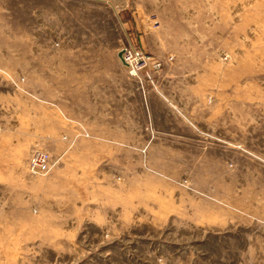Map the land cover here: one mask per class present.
<instances>
[{
    "label": "rangeland",
    "instance_id": "rangeland-1",
    "mask_svg": "<svg viewBox=\"0 0 264 264\" xmlns=\"http://www.w3.org/2000/svg\"><path fill=\"white\" fill-rule=\"evenodd\" d=\"M0 264H264V0H0Z\"/></svg>",
    "mask_w": 264,
    "mask_h": 264
},
{
    "label": "built area",
    "instance_id": "built-area-1",
    "mask_svg": "<svg viewBox=\"0 0 264 264\" xmlns=\"http://www.w3.org/2000/svg\"><path fill=\"white\" fill-rule=\"evenodd\" d=\"M122 50V59L125 63L123 67L127 73L136 78L140 85L155 86L157 77L162 70V62L152 57L146 50L136 44V37L134 35V42L130 38L120 48ZM49 163V156L46 151L38 150L32 155L30 159V166L37 167L42 172L47 171Z\"/></svg>",
    "mask_w": 264,
    "mask_h": 264
},
{
    "label": "crops",
    "instance_id": "crops-1",
    "mask_svg": "<svg viewBox=\"0 0 264 264\" xmlns=\"http://www.w3.org/2000/svg\"><path fill=\"white\" fill-rule=\"evenodd\" d=\"M135 19H136V17H135V11H132L131 12V15H130V18L125 19V20L128 21L129 23H131V21L136 22ZM137 25L140 26V24L138 22H137ZM138 31H139V33L136 34V44H138V46H140L144 50H147L148 52H150V50H148V48H147L148 45H149V38L150 37L147 39L146 35L141 31V28L140 27H139ZM118 51L115 52V54H114V56L112 58V64L114 66H118L120 68H124L123 65H122V63L120 62V60L117 57ZM186 57H188V55H186Z\"/></svg>",
    "mask_w": 264,
    "mask_h": 264
},
{
    "label": "water",
    "instance_id": "water-1",
    "mask_svg": "<svg viewBox=\"0 0 264 264\" xmlns=\"http://www.w3.org/2000/svg\"><path fill=\"white\" fill-rule=\"evenodd\" d=\"M117 57L120 60V62L122 63V65H125L123 59H122V50H119L117 53Z\"/></svg>",
    "mask_w": 264,
    "mask_h": 264
}]
</instances>
